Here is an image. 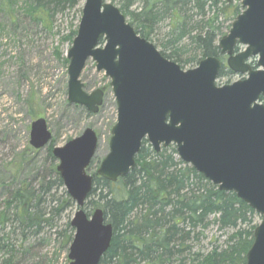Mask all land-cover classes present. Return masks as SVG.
I'll list each match as a JSON object with an SVG mask.
<instances>
[{"label":"water","instance_id":"95a60500","mask_svg":"<svg viewBox=\"0 0 264 264\" xmlns=\"http://www.w3.org/2000/svg\"><path fill=\"white\" fill-rule=\"evenodd\" d=\"M243 11L219 41L229 68L248 72L244 80L218 86V57L201 59L183 70L149 40L138 35L120 8L105 0H84L77 34L67 52L69 103L98 113L104 92H87L80 75L88 59L104 71L115 97L117 118L111 128L109 152L96 175L111 182L136 164L143 140L156 153L175 145L181 161L193 166L220 190L234 192L259 216L245 264H264V70L252 71L246 60L260 55L264 67V0H239ZM240 43L245 50L235 54ZM52 140L46 119L31 123L29 144L39 150ZM98 148L90 127L63 146H54L65 190L77 209L69 264H99L113 238V226L102 208L91 215L85 203L94 177L88 174Z\"/></svg>","mask_w":264,"mask_h":264},{"label":"trees","instance_id":"16d2710c","mask_svg":"<svg viewBox=\"0 0 264 264\" xmlns=\"http://www.w3.org/2000/svg\"><path fill=\"white\" fill-rule=\"evenodd\" d=\"M11 1L0 0V3L12 10ZM81 1L31 0L32 22L52 30L53 18ZM233 2L141 0V6L135 8L137 0H112L136 33L150 42L158 39L161 24L168 20L169 30L163 37L160 52L181 67L197 64L209 56L221 58L217 41L221 35L219 19H226L228 15L233 16L232 20L235 18L240 4L238 0L234 5ZM220 4L223 8H216L215 20L211 19L209 11ZM230 7L234 9L228 11ZM77 26L65 37L67 40L73 41ZM219 77H224L223 69ZM54 146L52 138L38 172L33 168L36 161L32 152L36 154L39 150L21 151L11 162L0 165V189L7 192L0 210V251L3 253L0 264H15V248H23L31 236L45 228L58 227L56 220L74 206L56 170ZM135 160V167L116 182L93 174V188L84 208L90 213L102 208L105 219L114 229L110 248L99 264H245L257 226L253 224L254 219L259 214L234 192L220 190L193 166L181 161L174 145L156 153L144 140ZM30 167L31 172H27ZM8 178L11 184L7 183ZM58 188H62L60 195ZM212 223L220 231L235 230L229 236L227 247L205 256L193 252L190 257L186 254L191 252L187 242L191 236H201ZM58 235L66 244L71 243L74 229L69 221Z\"/></svg>","mask_w":264,"mask_h":264},{"label":"rangeland","instance_id":"374dc122","mask_svg":"<svg viewBox=\"0 0 264 264\" xmlns=\"http://www.w3.org/2000/svg\"><path fill=\"white\" fill-rule=\"evenodd\" d=\"M11 2L14 5L12 10L3 8L0 3V165L8 164L21 151L28 153L36 150L29 144L30 128L34 120L42 117L46 119L55 146L65 145L69 140L80 136L88 127L97 133L98 148L87 169L88 174L93 175L109 152L111 128L116 122L117 106L109 85L110 79L105 76L104 71L96 70L95 62L91 58L87 60L80 79L87 92L103 90V103L98 113H91L82 106L69 103L67 99L69 60L66 55L72 42L65 37L76 29L81 14L79 10L84 0L74 8L57 14L53 18L52 30L34 25L30 13L31 0ZM140 6L141 0H137L135 8ZM219 6L209 11L211 19L215 20L216 8H223V4ZM233 9L234 7H230L228 11ZM232 18V15H228L226 19H219L222 22L221 35L217 41L228 33L229 25L231 26L234 20ZM168 23L167 20L161 24L158 41L153 42L159 51L162 50L163 37L169 30ZM198 63L181 68L193 69ZM234 79L236 78H231L229 82L235 81ZM225 81L226 78L218 76L216 84L222 85ZM46 152L47 146L39 149L36 154L32 152L36 161L33 168L37 172L44 164ZM31 168L27 172H31ZM7 183L11 184L10 178ZM61 193L62 188H58V195ZM6 197L7 192L1 188L0 210ZM76 209L74 203V206L68 208L62 217L56 220L58 227L45 228L40 234L31 236L23 248H15V264H69L70 244H66L65 239L59 237L58 231L67 221H71ZM84 209L91 215L88 209ZM260 221L261 217H257L253 224L258 225ZM233 232L235 230L220 231L217 225L212 223L198 238L191 236L187 242L191 252L186 254L192 257L195 252L205 256L215 249L221 251L227 247L229 236ZM2 256L0 251V261Z\"/></svg>","mask_w":264,"mask_h":264},{"label":"flooded vegetation","instance_id":"af4514ba","mask_svg":"<svg viewBox=\"0 0 264 264\" xmlns=\"http://www.w3.org/2000/svg\"><path fill=\"white\" fill-rule=\"evenodd\" d=\"M243 11L242 6L240 5V11L239 13L235 16V18ZM244 46L242 45H236L235 47V53H239L241 52L244 48ZM227 59L228 56L227 55H223L221 57V61H222V69H223V74H224V78H226V83L222 84V85H226V84H231L235 81H239V80H244L248 77V72H244V73H237L232 71L228 66H227ZM259 61H260V55L256 54V55H251L247 60L246 63L250 66L252 71H258V70H264V67L262 65H259ZM221 69V70H222ZM221 72V71H220ZM236 78L234 79L235 81L229 82L231 80V78ZM229 82V83H228ZM258 104L264 105V94H260L258 97V100L256 101Z\"/></svg>","mask_w":264,"mask_h":264}]
</instances>
